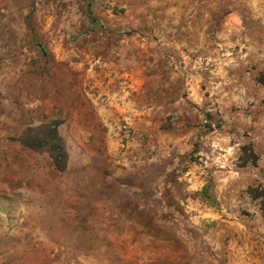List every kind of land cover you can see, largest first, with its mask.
I'll use <instances>...</instances> for the list:
<instances>
[{"label": "rangeland", "instance_id": "1", "mask_svg": "<svg viewBox=\"0 0 264 264\" xmlns=\"http://www.w3.org/2000/svg\"><path fill=\"white\" fill-rule=\"evenodd\" d=\"M0 264H264V0H0Z\"/></svg>", "mask_w": 264, "mask_h": 264}]
</instances>
